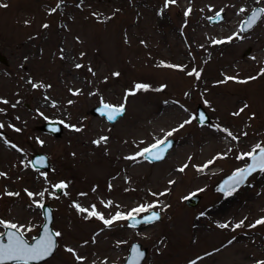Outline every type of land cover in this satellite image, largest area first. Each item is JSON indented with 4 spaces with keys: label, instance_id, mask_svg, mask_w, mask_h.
<instances>
[{
    "label": "rangeland",
    "instance_id": "374dc122",
    "mask_svg": "<svg viewBox=\"0 0 264 264\" xmlns=\"http://www.w3.org/2000/svg\"><path fill=\"white\" fill-rule=\"evenodd\" d=\"M0 5V51L7 58L0 61V101H7L0 102V220L31 229L30 241L43 221L37 202L52 207L60 236L39 264H118L134 240L147 248L142 264L264 261V224H256L264 219V172L231 195L213 189L244 166V154L264 145V14L240 30L264 0H175L167 8L165 0ZM217 12L223 19L210 22ZM195 19L215 27H186ZM223 21L233 26L221 29ZM194 69L199 78L189 75ZM138 84L147 87L137 90ZM98 103L124 105L126 112L109 123L90 113ZM197 104L207 123H197ZM47 120L61 122L60 136L40 128ZM169 132L176 144L166 158L143 160L139 153ZM38 151L48 155V170L29 165ZM191 194L200 199L188 206ZM149 204L160 219L133 227L126 219L106 226L88 214L95 207L111 219Z\"/></svg>",
    "mask_w": 264,
    "mask_h": 264
},
{
    "label": "snow or ice",
    "instance_id": "6c2138e0",
    "mask_svg": "<svg viewBox=\"0 0 264 264\" xmlns=\"http://www.w3.org/2000/svg\"><path fill=\"white\" fill-rule=\"evenodd\" d=\"M175 3V0H165L164 7L167 8L169 4ZM4 5H0V7H3ZM190 9L185 12V16L188 15ZM245 9L241 8L240 12H244ZM264 14V8L254 9L252 14L248 17V19L244 22V25L241 27V31H247L249 28H251L257 20L261 18V15ZM219 16V13L216 14ZM46 27V26H45ZM231 39V38H229ZM215 43H221L222 41H214ZM77 67H80V65H77ZM169 67H173L169 65ZM264 71V70H262ZM189 75H196L197 78H199V72H197L195 69L193 72L189 73ZM226 79H233L232 77H226ZM35 86V85H34ZM137 90L141 88H146L145 85H136L135 86ZM134 94V93H129ZM3 103H7V101H0ZM123 106H111L108 104L103 105V109L101 110L102 115H106L107 119L109 121L114 120L117 116H119L123 111ZM242 111V110H241ZM238 114V113H237ZM190 120H186L184 123H190ZM201 122L203 123V116H201ZM184 124H181L180 127H183ZM0 127H3V125H0ZM65 127H68V125H65ZM79 131V129H76ZM55 131V129H53ZM176 131V130H173ZM223 131L227 132L226 129H223ZM172 132H169L166 134L165 138L162 140H158L156 143L152 144L149 148H144L139 155L148 157H151L155 160H161L164 158V153L167 150V147L169 144L167 143V137L171 136ZM228 135L231 136L232 134L228 132ZM233 139H236V137H232ZM102 140L106 138H101ZM96 143H99L97 141ZM163 145V147H161ZM15 147V146H13ZM247 156L252 163L249 164L247 167L238 169L236 172L233 173V175L229 178V181L225 182L226 187H222L220 190L224 191L226 195H231L233 191H235V188L238 187L240 184L244 182V180L249 176L252 172L259 170L264 172V146H261L259 144L255 145V147L250 151L249 153L244 154ZM130 159H135V157H129ZM243 157H238V159ZM214 161H209L207 164H205L203 167H207L209 164L213 163ZM38 163L43 164V160L39 161ZM184 167H187L185 165ZM184 168L182 167L180 171H183ZM199 170H202L199 169ZM0 175H3V173H0ZM171 183V182H170ZM56 188H64L66 185L63 183L58 184L55 186ZM8 195H18L13 193H7ZM33 194L31 192L28 193L29 197H32ZM38 195L43 197L44 193L41 192ZM37 206L43 207L42 204H39L37 202ZM108 206V205H106ZM156 205H142L138 208L132 209L127 214H123L120 212H117L114 217L111 219H104L102 215L96 212L95 207H93L92 211L89 212V216H96L98 219L103 220L104 224L106 226L111 225L115 220L120 219H129V220H135L134 214H139L141 212H147L149 209L155 207ZM75 207L78 208L79 211L85 212L87 209L79 207V205H75ZM159 219V214L156 212H152L150 216H147L144 218L145 223H151L155 220ZM138 222V221H137ZM244 222L240 221L237 223L234 227L240 228ZM256 224H264V219H260L256 221ZM0 226H3L5 229H8L7 232L0 233V264H31V262H37L40 261L47 256L51 255L54 248H55V241L53 237L60 236L59 232H50L48 228L45 226L44 228V234L41 235L38 239L33 238V242L29 243L27 239H25V231H30L31 229H26L25 231H22L23 226H17L16 224L5 222L3 220H0ZM220 228H227L228 224H220L218 225ZM255 226V225H253ZM68 251H72L71 249H68ZM132 251L137 254V256L142 255V253L139 252V249L133 248ZM130 264H138V261L134 258ZM192 264H195V262H192ZM260 264H264V261H261Z\"/></svg>",
    "mask_w": 264,
    "mask_h": 264
},
{
    "label": "water",
    "instance_id": "95a60500",
    "mask_svg": "<svg viewBox=\"0 0 264 264\" xmlns=\"http://www.w3.org/2000/svg\"><path fill=\"white\" fill-rule=\"evenodd\" d=\"M260 7L259 6H255L249 13H247V15L245 16V18L243 19L241 25H240V29L241 27L244 25V22L248 19V17L252 14L253 10L254 9H259ZM219 13V16H217L216 14L212 17H210V21L211 22H217V21H220L223 19V14L222 12H218ZM262 16V15H261ZM258 21V20H257ZM257 23V22H256ZM255 23V24H256ZM254 24V25H255ZM253 25V26H254ZM252 26V27H253ZM251 27V28H252ZM250 29V28H249ZM248 29V30H249ZM0 61L3 62V63H6L7 62V59L6 57L4 56V54L0 51ZM106 104V103H99L97 105H94L90 108V113L93 114V115H98V116H103L108 122H111V123H114L116 122L120 117H122L126 111V107L123 106V111L122 113L117 116L114 120L112 121H109L106 117V115H102L101 114V110L103 109V105ZM110 105V104H108ZM111 106H115V105H111ZM116 107H119V106H116ZM201 116H203V123H206L208 122L209 120V116L208 114L206 113L205 109L200 105L198 104L197 107H196V113H195V118H196V121L199 123V124H203L201 122ZM40 128L45 131V132H49L51 134H53L54 136H60L61 133H62V124L57 121V120H48V121H45L43 122L41 125H40ZM53 129H55V131H53ZM167 143L169 144V146L167 147V150L166 152L164 153V158L165 156L167 155L168 151L174 146V144L176 143V140L174 138H167ZM150 147V146H149ZM147 147V148H149ZM161 147H163V145H161ZM143 158L149 162H155V161H160V160H155V159H152L151 157H148L147 155L143 156ZM163 158V159H164ZM43 160V164H40L38 163L39 161ZM162 160V159H161ZM252 161L248 158V161L246 163V165L242 168H245L247 167L249 164H251ZM29 164L32 168H35V169H44V170H48L49 167H50V162H49V159H48V156L44 153V152H35L31 155L30 157V160H29ZM242 168H238V169H242ZM238 169H235L234 171H232L231 173L223 176L215 185H214V190L216 191H220V192H223L225 193L224 191H221L220 189L222 187H226L225 185V182L226 181H229V178L233 175L234 172H236V170ZM257 171V170H256ZM255 172V171H254ZM253 173V172H252ZM251 173V174H252ZM250 174V175H251ZM248 178V176H247ZM246 178V179H247ZM245 179V180H246ZM244 180V182H245ZM243 182V183H244ZM242 183V184H243ZM240 184V185H242ZM239 185V186H240ZM238 186V187H239ZM236 187V188H238ZM235 188V189H236ZM55 190L57 192H61V188H56L55 187ZM200 199V195L199 194H192V195H189L188 197H186L185 199V204L188 205V206H193V205H196L197 202L199 201ZM43 207H41L42 209V216H43V222L40 226V229H39V232L38 234L33 237V238H36L38 239L41 235L44 234V228L45 226L48 228V230L50 232H54L52 227H51V222H52V219H53V213H52V208L51 206L48 204V203H43L42 204ZM152 212H156L159 214L158 211H155V210H150L149 212H147L146 214H143L141 216H135V220H129L128 219V224L129 226H138L140 225L141 223H145L144 222V218L147 217V216H150ZM159 217H160V214H159ZM138 221V222H137ZM8 229H5L4 228V232H7ZM33 238L31 241H29V243H32L33 242ZM26 239V238H25ZM54 241H55V248H56V237H53ZM137 248L139 249V252L142 253V255L140 256H137L136 253H134L132 251L133 248ZM54 248V250H55ZM53 250V252H54ZM52 252V253H53ZM146 252H147V248L146 247H142L141 243L138 242V241H133L131 242L130 246H129V249H128V253L126 255V257L124 258L122 264H130V262L135 258L137 261H138V264H141L142 260L145 258L146 256ZM50 256V255H49ZM49 256H47L46 258H48ZM46 258L40 260V261H37V262H31L32 263H38V262H41L43 260H45Z\"/></svg>",
    "mask_w": 264,
    "mask_h": 264
},
{
    "label": "bare ground",
    "instance_id": "6f19581e",
    "mask_svg": "<svg viewBox=\"0 0 264 264\" xmlns=\"http://www.w3.org/2000/svg\"><path fill=\"white\" fill-rule=\"evenodd\" d=\"M249 4V3H248ZM153 12H154V15H155V18L157 19L156 21H159V19H158V17H161V13H160V11H159V8L156 6L154 9H153ZM231 26H233V22H227V21H223V22H221V25H220V27H221V29H226V28H229V27H231ZM186 27H193V28H196V27H199V28H201V29H205V28H214L215 26H213V25H211V26H209L205 21H202V20H199V19H195V20H193V21H190V23L189 24H186ZM202 52H204V51H202ZM227 64V63H226ZM224 65L223 67H224V69L226 68V67H229L228 65Z\"/></svg>",
    "mask_w": 264,
    "mask_h": 264
},
{
    "label": "flooded vegetation",
    "instance_id": "af4514ba",
    "mask_svg": "<svg viewBox=\"0 0 264 264\" xmlns=\"http://www.w3.org/2000/svg\"><path fill=\"white\" fill-rule=\"evenodd\" d=\"M116 239H117V240H121L122 237H121V236H117Z\"/></svg>",
    "mask_w": 264,
    "mask_h": 264
}]
</instances>
